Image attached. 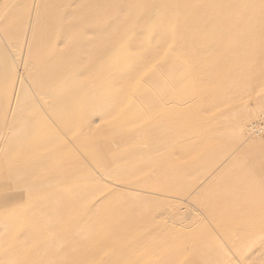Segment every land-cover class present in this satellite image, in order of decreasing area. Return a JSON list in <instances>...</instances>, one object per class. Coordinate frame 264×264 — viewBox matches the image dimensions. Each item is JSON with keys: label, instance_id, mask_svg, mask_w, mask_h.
<instances>
[{"label": "rangeland", "instance_id": "1", "mask_svg": "<svg viewBox=\"0 0 264 264\" xmlns=\"http://www.w3.org/2000/svg\"><path fill=\"white\" fill-rule=\"evenodd\" d=\"M1 47L21 75L73 71L86 82L99 72L101 84L116 75L117 91L172 70L180 87L191 82L196 102L226 78L249 110L237 111L246 115L237 138L198 128L195 112L187 141L93 172L102 193L153 196L157 210L76 189L0 193V264H264V137L248 132L264 115L251 97L264 82L246 84L264 74V0H0Z\"/></svg>", "mask_w": 264, "mask_h": 264}, {"label": "crops", "instance_id": "2", "mask_svg": "<svg viewBox=\"0 0 264 264\" xmlns=\"http://www.w3.org/2000/svg\"><path fill=\"white\" fill-rule=\"evenodd\" d=\"M19 66L18 60L4 57L1 47L0 193L71 194L76 189V194L100 196V183L93 172L96 176L108 175L110 168L123 169L128 162L156 155L177 140L187 141L197 131L188 120L192 113L203 114L198 128L209 127L212 135L237 138L241 135L238 124L246 116L237 111L249 110L247 101H240L237 89L228 91L226 78L220 87L214 86L215 91L203 102H196L188 99L193 93L191 82L184 79L180 87L181 75L172 70H167L170 73L164 74L163 79L156 75L140 76L128 90L117 91L116 75L109 76L101 86L99 72H92L91 80L84 82L83 75L73 71L62 74L51 70L42 75L29 71L21 75ZM262 82L264 74L256 73L252 82L246 84L250 90ZM251 97L256 101V110L264 108V86L254 90ZM135 109L139 112L135 113ZM132 110L136 116H130ZM207 111L209 119L205 115ZM140 171L129 169L130 174ZM155 172H160L159 168ZM4 179L8 180L6 186L2 184ZM103 190L110 202L117 198L138 200L139 204H131L129 210H147L149 204H153L151 209L159 208L160 203L153 196L106 186ZM1 199L4 198L0 197V206H4Z\"/></svg>", "mask_w": 264, "mask_h": 264}, {"label": "built area", "instance_id": "3", "mask_svg": "<svg viewBox=\"0 0 264 264\" xmlns=\"http://www.w3.org/2000/svg\"><path fill=\"white\" fill-rule=\"evenodd\" d=\"M248 132L257 137H264V115L249 122Z\"/></svg>", "mask_w": 264, "mask_h": 264}, {"label": "bare ground", "instance_id": "4", "mask_svg": "<svg viewBox=\"0 0 264 264\" xmlns=\"http://www.w3.org/2000/svg\"><path fill=\"white\" fill-rule=\"evenodd\" d=\"M208 29H209V28H208ZM207 31H208V30H207ZM175 66H176V65H175ZM174 68H175V67H174ZM178 69H179V68H178ZM225 70H226V69H225ZM177 71H178V70H177ZM227 71H228V70H227ZM169 72H170V71H169ZM184 73H185V72H184ZM186 75H187V74H186ZM201 75H203V74H201ZM204 76L206 77V73H205ZM207 76H208V75H207ZM173 77H174V76H173ZM185 77H186V76H185ZM209 77H210V76H209ZM212 77H213V76H212ZM203 78H204V77H203ZM206 79H207V78H206ZM207 80H208V79H207ZM210 80H211V79H210ZM173 81H174V80H173ZM203 81H205V80L203 79ZM208 81H209V80H208ZM211 81H212V80H211ZM104 82H105V81H104ZM106 82H107V81H106ZM106 82H105V83H106ZM111 82H112V79H111ZM111 82H110V83H111ZM207 83H208V82H207ZM0 85H1V84H0ZM9 85L11 86V84H9ZM94 85H95V84H94ZM105 85H106V84H105ZM105 85H104V86H105ZM109 85H110V84H109ZM101 86H102V84H101ZM112 86H113V84H111V87H110L111 89L114 87V86H113V87H112ZM94 87H95V86H94ZM160 87H161V86H160ZM195 87H197V86H195ZM219 87H220V86H219ZM105 88L108 89L109 87H108V86H107V87L105 86ZM110 88H109L108 92H111V89H110ZM161 88H162V87H161ZM100 89H101V88H100ZM107 89H106V90H107ZM162 89H165V88H162ZM196 89H197V88H196ZM88 90H90V89H88ZM96 90H97V89H96ZM98 90H99V89H98ZM101 90H104V89H101ZM106 90H105V91H106ZM137 90H138V89H137ZM137 90H136V91H137ZM89 92H90V91H89ZM160 92H161V91H160ZM19 93H20V92H19ZM85 93H86V92H85ZM106 93H107V91H106ZM28 94H29V93H28ZM96 94H97V93H96ZM26 97H28L27 94H26ZM98 97H99V96H98ZM138 97H139V96H138ZM24 98H25V97H24ZM89 98H90V97H89ZM20 99H22V97H21ZM68 99H70V98H68ZM22 100H23V99H22ZM66 100H67V99H66ZM70 100H71V99H70ZM71 101H72V100H71ZM21 102H22V101H21ZM28 102H29V101H28ZM67 102H68V101H67ZM73 102H74V101H73ZM68 104H69V103H68ZM37 105H38V104H37ZM72 106H75V105H73V103H72ZM198 106H200V105H198ZM34 107H35V106H34ZM70 107H71V106H70ZM31 109H33V108H31ZM26 110H27V109H26ZM135 110H136L135 113L139 112V111H137V109H135ZM24 111H25V110H24ZM126 111H128V110H126ZM132 112H133V113L129 112V113H130V116L135 115V114H134V110H132ZM76 113H77V112H76ZM76 113H75V114H76ZM131 114H132V115H131ZM140 114H141V112H140ZM136 115H137V114H136ZM136 115H135V116H136ZM138 115H139V113H138ZM145 115H146V114H145ZM145 115H144V117H145ZM140 116H141V115H140ZM133 117H134V116H133ZM138 118H139V117H138ZM146 118H147V117H146ZM35 119H36V118H35ZM131 119H132V118H131ZM142 119H143V118H142ZM152 119H153V118H152ZM36 120H37V119H36ZM36 120H35V121H36ZM136 120H137V118H136ZM136 120H133V121H136ZM39 121H40V120H39ZM133 121H132V122H133ZM27 122H28V121H27ZM31 122H32V119H31ZM130 122H131V121H130ZM237 123H238V122H237ZM46 125H47V124H46ZM43 126H44V125H43ZM43 126H42V127H43ZM35 127H36V126H35ZM38 129H39V128H38ZM51 130H52V129H51ZM50 132H51V131H50ZM126 132H127V131H126ZM48 141H49V140H48ZM59 142H60V141H59ZM131 144H132V143H131ZM62 145H63V144H62ZM96 145H97V143H96ZM97 146H98V145H97ZM30 149H32V148H30ZM37 153H39V152H37ZM34 154H36V153H34ZM35 156H36V155H35ZM41 157H42V156H41ZM38 158H39V157H38ZM38 158H37V160H38ZM43 158H44V157H43ZM39 159H40V158H39ZM34 160H35V158H34ZM37 160H36V161H37ZM40 160H41V159H40ZM31 161H32V163H34V162H33V159H31ZM28 162H29V161H28ZM60 170H61V169H60ZM61 174H62V173H61ZM51 204H52V203H51Z\"/></svg>", "mask_w": 264, "mask_h": 264}]
</instances>
